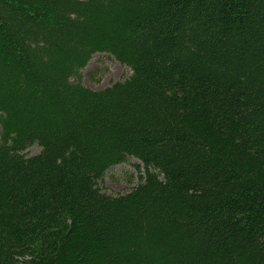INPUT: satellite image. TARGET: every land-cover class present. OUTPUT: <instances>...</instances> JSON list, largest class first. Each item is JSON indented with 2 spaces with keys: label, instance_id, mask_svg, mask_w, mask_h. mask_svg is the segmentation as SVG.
<instances>
[{
  "label": "trees",
  "instance_id": "16d2710c",
  "mask_svg": "<svg viewBox=\"0 0 264 264\" xmlns=\"http://www.w3.org/2000/svg\"><path fill=\"white\" fill-rule=\"evenodd\" d=\"M0 264H264V0H0Z\"/></svg>",
  "mask_w": 264,
  "mask_h": 264
},
{
  "label": "rangeland",
  "instance_id": "374dc122",
  "mask_svg": "<svg viewBox=\"0 0 264 264\" xmlns=\"http://www.w3.org/2000/svg\"><path fill=\"white\" fill-rule=\"evenodd\" d=\"M82 83L90 88L99 89L111 82L122 80L130 74L128 67L120 64L111 56L103 53L94 54L89 63L82 69ZM38 146H32L28 151L30 154L37 153ZM139 160L130 157L127 161L108 168L100 186L109 193L123 192L137 183L139 174H142L136 165Z\"/></svg>",
  "mask_w": 264,
  "mask_h": 264
}]
</instances>
